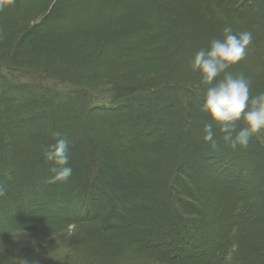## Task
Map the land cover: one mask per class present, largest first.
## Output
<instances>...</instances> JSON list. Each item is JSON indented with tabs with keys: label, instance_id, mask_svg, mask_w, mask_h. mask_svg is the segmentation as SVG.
<instances>
[{
	"label": "trees",
	"instance_id": "1",
	"mask_svg": "<svg viewBox=\"0 0 264 264\" xmlns=\"http://www.w3.org/2000/svg\"><path fill=\"white\" fill-rule=\"evenodd\" d=\"M225 26L264 92V0H0V264H264V132L206 144L190 66Z\"/></svg>",
	"mask_w": 264,
	"mask_h": 264
},
{
	"label": "clouds",
	"instance_id": "2",
	"mask_svg": "<svg viewBox=\"0 0 264 264\" xmlns=\"http://www.w3.org/2000/svg\"><path fill=\"white\" fill-rule=\"evenodd\" d=\"M252 41V32L235 33L231 26H225L222 37L211 39L209 46L199 49L190 61L192 71L200 73L202 111L211 117L203 124V140L212 149L217 147L215 128L233 149L247 148L254 135L264 132V92L252 95L250 80L243 73L229 71L246 58ZM241 122L243 127L238 128ZM53 135L56 142L42 146L45 162L52 165L47 178L50 184L67 182L73 174L68 139L59 133ZM3 195L5 189L0 184V196Z\"/></svg>",
	"mask_w": 264,
	"mask_h": 264
}]
</instances>
